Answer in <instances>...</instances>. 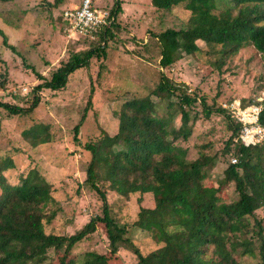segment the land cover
<instances>
[{"label": "trees", "instance_id": "16d2710c", "mask_svg": "<svg viewBox=\"0 0 264 264\" xmlns=\"http://www.w3.org/2000/svg\"><path fill=\"white\" fill-rule=\"evenodd\" d=\"M151 2L159 9H169L182 2L190 11L184 26L151 34L161 66L171 64L182 53L198 50L196 38L209 46L218 66L248 43L264 54V0ZM217 2L225 5L218 7ZM119 8L116 0L108 8L113 20L98 33L103 43L70 55L35 90L63 88L71 72L84 66L91 56L104 55L106 39L114 36V30L120 27L116 21ZM0 35L3 43L12 47L1 28ZM151 95L159 101L147 100ZM39 100L35 94L27 108L3 102L0 106L10 114H26ZM160 102L165 103V116L158 114ZM198 104L205 118L214 112H225L222 107L208 104L204 95L174 84L162 71L158 82L144 96L125 99L118 112L116 133H104L97 141L85 143L90 151L85 182L99 195L101 213L91 216L72 234L44 229V221H50L55 214L48 209L53 200L50 183L31 169L19 183L12 184L2 174L11 164L10 157L0 158V264H50V249L61 250L58 264H67L75 244L95 231L98 223L103 225L108 252L90 250L76 254L75 264H123L117 255L121 247L135 254L136 264H242L236 253L255 254L259 263L264 264V219L254 217L255 210L264 206V140L245 146L238 138L240 123L226 114L231 134L221 154L231 152L236 161L228 160L216 185L206 184L207 170L217 160V153L187 159L174 144L178 138L187 139L190 135L188 121L198 117ZM175 114L179 115L178 127L173 124ZM258 122L264 126V105ZM79 126L80 122L74 126L75 134ZM229 185L233 198L219 200V192ZM107 190L125 197L138 194L137 200L150 195L153 206H141L135 219L120 221L113 214ZM157 210L161 214L146 228L161 245L142 253L127 235L128 229L140 226Z\"/></svg>", "mask_w": 264, "mask_h": 264}, {"label": "rangeland", "instance_id": "374dc122", "mask_svg": "<svg viewBox=\"0 0 264 264\" xmlns=\"http://www.w3.org/2000/svg\"><path fill=\"white\" fill-rule=\"evenodd\" d=\"M79 1H0V28L12 45L6 46L0 35V102L27 108L35 94L40 98L37 106L26 114H10L0 106V158L11 160L2 174L16 184L29 170H37L50 183L53 200L48 209L55 211L50 221H44V229L67 235L80 229L91 216L101 213L99 195L85 182L90 161L85 143L97 141L104 133H116L121 104L131 96H144L158 82L159 71L188 92L204 95L213 108H223V104L234 100L242 106L252 104L261 109L264 105V54L251 43L240 47L218 66L209 46L196 38L198 50L182 53L167 66L159 64L160 55L152 44L151 34L187 23L190 11L182 2L169 9H159L151 0H116L120 3L116 19L120 27L114 30V36L106 39L105 54L91 56L84 66L71 72L63 88L35 90L70 55L103 43L98 38L99 32L69 37L63 30L62 11ZM93 2L96 7L111 8L115 0ZM146 99L159 101L154 95ZM200 108L201 105H196L198 117L188 121L191 124L188 138H178L174 144L187 159L217 153L218 158L204 179L206 184L216 185L228 160L232 162L236 157L231 152L221 154L231 130L226 110L205 118ZM158 114L166 115L164 102L158 104ZM178 117V114L172 117L176 127L180 126ZM78 122L80 126L75 134L74 126ZM43 138L45 141H41ZM137 197L138 194L125 197L107 190L113 214L120 221H132L141 206H153L150 195L141 200ZM232 198L231 185L219 192V200ZM157 211L140 226L128 229L127 235L142 253L161 245L146 228L161 214ZM254 217L264 219V206L255 210ZM90 250L98 253L109 250L101 223L75 244L67 264H75L78 254ZM48 253L50 264H58L61 250L50 249ZM117 255L123 264H136L135 254L126 247L119 248ZM235 256L242 264H260L255 254Z\"/></svg>", "mask_w": 264, "mask_h": 264}, {"label": "built area", "instance_id": "2783aa9c", "mask_svg": "<svg viewBox=\"0 0 264 264\" xmlns=\"http://www.w3.org/2000/svg\"><path fill=\"white\" fill-rule=\"evenodd\" d=\"M113 16L106 7L94 6L93 0H81L62 11L63 30L69 37L78 35H93L109 26ZM252 104L242 106L238 100L223 104L227 114L240 123L238 138L245 145H254L264 140V126L258 122L260 108ZM236 158H232V162Z\"/></svg>", "mask_w": 264, "mask_h": 264}]
</instances>
